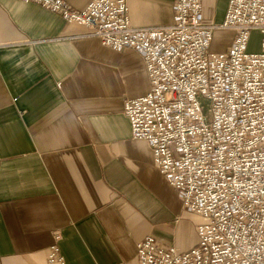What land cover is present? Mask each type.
<instances>
[{"label": "crops", "instance_id": "1", "mask_svg": "<svg viewBox=\"0 0 264 264\" xmlns=\"http://www.w3.org/2000/svg\"><path fill=\"white\" fill-rule=\"evenodd\" d=\"M91 1L67 0L76 10ZM126 1L134 27L174 22V0ZM228 2L203 0L204 20L220 25ZM234 38L214 29L211 51ZM261 39L252 32L247 51ZM149 91L136 51L104 47L36 4L0 0V264H49L55 234L66 264H139L148 236L180 252L196 246L201 218L183 209L123 113Z\"/></svg>", "mask_w": 264, "mask_h": 264}, {"label": "built area", "instance_id": "2", "mask_svg": "<svg viewBox=\"0 0 264 264\" xmlns=\"http://www.w3.org/2000/svg\"><path fill=\"white\" fill-rule=\"evenodd\" d=\"M85 28L104 47L141 55L150 91L124 102L134 140L185 211L198 215L187 252L146 237L139 264H264V0H229L220 25L204 20L203 0H174V22L134 27L126 0H19ZM235 32L225 53L211 51L214 29ZM260 51H247L251 33ZM55 234L49 264H66Z\"/></svg>", "mask_w": 264, "mask_h": 264}, {"label": "rangeland", "instance_id": "3", "mask_svg": "<svg viewBox=\"0 0 264 264\" xmlns=\"http://www.w3.org/2000/svg\"><path fill=\"white\" fill-rule=\"evenodd\" d=\"M178 219H179V217L177 218V221H178ZM61 240V239H60ZM60 247V246H59ZM60 251H61V249H60ZM61 253H62V251H61ZM63 255V254H62ZM66 261V260H65Z\"/></svg>", "mask_w": 264, "mask_h": 264}]
</instances>
